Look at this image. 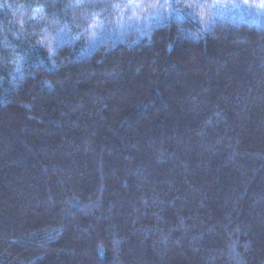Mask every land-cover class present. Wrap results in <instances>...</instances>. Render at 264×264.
I'll return each mask as SVG.
<instances>
[{"label":"trees","instance_id":"16d2710c","mask_svg":"<svg viewBox=\"0 0 264 264\" xmlns=\"http://www.w3.org/2000/svg\"><path fill=\"white\" fill-rule=\"evenodd\" d=\"M22 39L0 70V264H264V26L179 16L50 59Z\"/></svg>","mask_w":264,"mask_h":264},{"label":"rangeland","instance_id":"374dc122","mask_svg":"<svg viewBox=\"0 0 264 264\" xmlns=\"http://www.w3.org/2000/svg\"><path fill=\"white\" fill-rule=\"evenodd\" d=\"M65 1L67 4L63 9L58 5L53 11L43 9V2L39 0L12 1V16L0 23V42L7 45L8 52L14 45L16 52L8 53L9 67L4 64L0 70L7 68L8 72H13L19 69L16 61L20 53L25 52L26 44L16 47L13 39L20 37H23L22 44L25 40L37 41L36 47L46 49L50 59L56 47L64 43L81 45L87 55L99 43L123 41L125 36L143 34L155 25L179 16L193 20L204 32L221 22L264 26V7L260 6V0H247V3L245 0ZM54 19L56 22H52ZM3 24L5 28H2Z\"/></svg>","mask_w":264,"mask_h":264},{"label":"snow or ice","instance_id":"6c2138e0","mask_svg":"<svg viewBox=\"0 0 264 264\" xmlns=\"http://www.w3.org/2000/svg\"><path fill=\"white\" fill-rule=\"evenodd\" d=\"M245 3H247V0H245ZM260 6L264 7V0H260Z\"/></svg>","mask_w":264,"mask_h":264}]
</instances>
